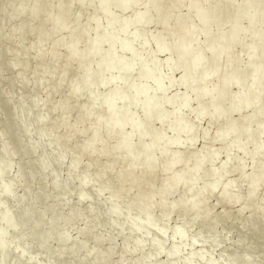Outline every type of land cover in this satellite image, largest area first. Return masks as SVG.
Segmentation results:
<instances>
[{"label": "bare ground", "instance_id": "bare-ground-1", "mask_svg": "<svg viewBox=\"0 0 264 264\" xmlns=\"http://www.w3.org/2000/svg\"><path fill=\"white\" fill-rule=\"evenodd\" d=\"M0 128V264H264V0H0Z\"/></svg>", "mask_w": 264, "mask_h": 264}, {"label": "rangeland", "instance_id": "rangeland-1", "mask_svg": "<svg viewBox=\"0 0 264 264\" xmlns=\"http://www.w3.org/2000/svg\"><path fill=\"white\" fill-rule=\"evenodd\" d=\"M86 11H90V9H88V8H86ZM116 13H118V12H116ZM86 15V14H85ZM85 15H84V17H83V20H84V18H85ZM132 15V12L130 11V12H128L125 16H127V17H130ZM14 23H12V25H13ZM157 31H161V29L160 28H158V27H156V26H150L148 29H147V32H148V34L149 35H152V34H155ZM90 35H93V29H92V31H90ZM35 41V38L34 37H32L31 38V40H29V43L30 44H32L33 42ZM167 57V55L166 54H161L160 56H159V60L160 61H163V60H165V58ZM166 70H164V72H165ZM180 74H181V72L180 71H177L176 73H175V77L174 78H178L179 76H180ZM79 86H80V84H81V80H77V82H76ZM108 92V89L107 88H103V89H101V93H103V94H106ZM171 93L172 94H174V95H180L181 93H183V89L182 88H174L173 90H171ZM55 100H57V99H55ZM83 103H85V102H83ZM196 114V113H195ZM193 116H194V114H192V115H190V118H193ZM78 118V113L77 112H74V113H72L71 114V120L72 121H75L76 119ZM52 125H53V123H48L47 125H46V127H48V128H51L52 127ZM201 125H202V128H206L207 127V122L206 121H203L202 123H201ZM157 130H159V127L158 126H156L155 127V131H157ZM0 132H1V128H0ZM169 135V134H168ZM204 145H205V143H204V141L201 139V138H199L198 139V141L196 142V144H195V146H194V148L196 149V150H202V148L204 147ZM215 150H217V151H219V150H221V145L219 144V143H215L214 144V147H213ZM222 158H223V155H220V157L218 158V160L216 161V165H218L221 161H222ZM245 166H246V170H249V168H250V163H249V161L248 160H246L245 161ZM13 172H15V169H13ZM235 178H237V172H233V173H231V174H229L228 176H227V179H235ZM157 186L160 184V182H159V180H157L156 181V183H155ZM22 191H23V187H19L18 188V193L19 194H21L22 193ZM262 195H264V190H263V193H262ZM238 208V205H236V206H234L233 207V210H236ZM222 210V208H221V206H217V209L215 210L216 212H220ZM175 221H176V223H175ZM178 223V221H177V219H176V217L175 218H173L172 219V221H171V225H175V224H177ZM81 224V225H80ZM76 225H77V227H76ZM83 225V223H81V222H77V223H75V226H74V229L72 230V232H71V236H72V238H75L76 237V230L77 229H79V228H81V226ZM242 226V222L241 221H236L235 222V228L236 229H240V227ZM76 228V229H75ZM231 236V241H232V239L233 240H235V238H236V235L233 233V236H232V234H230ZM86 244H88V245H90V244H92L91 242V239H87L86 241ZM121 242V240L120 239H118L117 241H116V243H120ZM106 246H103V248H105ZM226 249H229V243H227V244H225V246H224V250H226ZM117 257L118 256H115V259L114 260H116L117 259Z\"/></svg>", "mask_w": 264, "mask_h": 264}]
</instances>
